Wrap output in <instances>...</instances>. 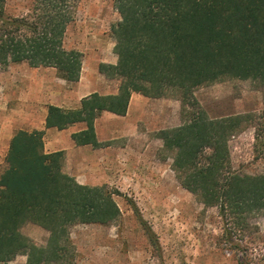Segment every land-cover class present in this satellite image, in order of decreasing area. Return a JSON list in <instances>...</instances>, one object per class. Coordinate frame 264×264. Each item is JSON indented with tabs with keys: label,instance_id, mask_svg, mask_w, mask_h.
<instances>
[{
	"label": "trees",
	"instance_id": "obj_1",
	"mask_svg": "<svg viewBox=\"0 0 264 264\" xmlns=\"http://www.w3.org/2000/svg\"><path fill=\"white\" fill-rule=\"evenodd\" d=\"M80 1L33 0L29 13L12 17L0 0V69L51 67L66 82H79L84 55L66 48L65 38ZM114 6L117 62L101 63L99 72L120 82L118 92L93 93L74 109L49 105L46 128L85 123L72 134L75 145L106 148L112 141L99 142L95 129L104 112L127 115L133 93L180 96L182 124L158 134L177 180L205 206L218 208L237 264H264V253H250L242 243L257 229L252 220L264 216V172L234 170L229 147L232 137L252 129L264 161V107L214 118L194 98L197 88L232 79L258 84L264 98V0H115ZM44 135L19 130L10 141L0 174V264L20 255L26 264H74L71 229L107 226L121 216L116 194L105 185L80 184L65 171V151H45ZM29 223L49 232L45 246L22 232Z\"/></svg>",
	"mask_w": 264,
	"mask_h": 264
},
{
	"label": "rangeland",
	"instance_id": "obj_2",
	"mask_svg": "<svg viewBox=\"0 0 264 264\" xmlns=\"http://www.w3.org/2000/svg\"><path fill=\"white\" fill-rule=\"evenodd\" d=\"M114 3L81 0L65 38L66 48L84 55V78L112 94L118 91L120 82L101 74L99 65L117 62L111 29L120 16ZM32 5L33 0H6V14L26 15ZM70 88L51 67L32 68L19 63L1 68L0 128L13 118L21 119L25 113L40 111L52 103L71 108L74 99L70 98ZM194 98L214 118L264 107L259 85L238 79L201 86ZM134 105L127 122L133 124V132L111 140L112 145L102 149L106 155L98 165L65 162V171L76 180L107 186L116 194L121 210L120 218L110 225L71 229L74 264H237L236 253L224 243V222L218 208L205 206L180 185L172 169V156L158 135L161 130L182 124V98H151L140 113L139 105ZM254 144L252 129L232 137L229 147L234 170L264 172V161L257 158ZM2 152L0 148V174L6 164ZM252 221L257 229L242 243L249 245L250 253H264V216ZM22 232L38 245L47 244L49 232L35 224L25 225ZM26 262L27 256L20 255L9 264Z\"/></svg>",
	"mask_w": 264,
	"mask_h": 264
},
{
	"label": "crops",
	"instance_id": "obj_3",
	"mask_svg": "<svg viewBox=\"0 0 264 264\" xmlns=\"http://www.w3.org/2000/svg\"><path fill=\"white\" fill-rule=\"evenodd\" d=\"M84 77V72H82L79 82L71 84L65 81L66 83L71 85V88L69 89V93H71L70 98L74 99V106L69 109L79 107L80 101L93 93L97 92L102 95L112 94L109 92L101 91L103 88L95 86L94 82L90 80V78L86 79ZM117 92H114L113 94H116ZM149 100H151V98L145 97L141 94L133 93L129 103L127 115L117 116L111 112H104L95 122V129L98 141H111L131 134L134 130V126L132 123L128 124L127 122L128 118L131 117L132 110L134 109V103L139 105V107L137 108V111L139 112L141 107H143V105H145L146 102H148ZM51 105L63 108L61 104V106L59 104L53 103ZM38 111V109H35L31 112H27L23 116H21V119L13 118V120L9 123L6 122L5 124L1 125L0 148L1 150H3L2 153L4 157L8 152L10 141L17 131L39 130L45 131V151L47 153L65 151L66 162H68L69 160H73L76 164H78L81 161H85V163L89 165L95 163L96 165H98L100 161L103 160L106 154L103 152L104 150L102 149L105 148H93L92 146H76L72 139L73 133L80 132L86 128L85 123H77L64 130H58L56 128L47 129L45 126L47 117V107L41 109L39 112ZM92 172L94 173V170ZM78 182L80 184H84L80 181Z\"/></svg>",
	"mask_w": 264,
	"mask_h": 264
}]
</instances>
